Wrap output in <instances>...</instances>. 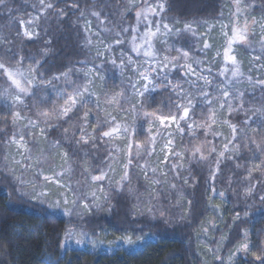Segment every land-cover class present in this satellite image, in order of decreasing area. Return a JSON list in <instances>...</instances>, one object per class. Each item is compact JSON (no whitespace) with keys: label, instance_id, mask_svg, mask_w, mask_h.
Wrapping results in <instances>:
<instances>
[{"label":"snow or ice","instance_id":"obj_1","mask_svg":"<svg viewBox=\"0 0 264 264\" xmlns=\"http://www.w3.org/2000/svg\"><path fill=\"white\" fill-rule=\"evenodd\" d=\"M59 2L36 0L25 18L12 15L18 9L9 6L11 0H0L9 27L0 31V114L5 116L0 176L10 180L14 191L30 188L32 200L62 208L70 218L112 212L114 199L126 198L132 201L133 219L158 214L166 222L190 225L200 184L193 169L207 165L204 191L211 194L204 207L214 215L198 225L195 236L207 245L198 251L211 257V264H236L249 253L253 264H264V241L256 254L251 227L235 231L242 222L252 224L249 213L236 211L234 205L229 223L221 206L211 203L226 195L216 182L227 165L229 188L236 183V172L244 171L241 187L232 189L237 204L244 201L248 207L246 201L256 196L264 202V3L226 0L213 22L184 21L181 27L168 15L175 0H93L84 9L70 3L68 8L79 11L72 26L83 32L81 47L87 56L49 74V13L58 21L69 14L56 7ZM43 36L48 38L40 57L25 55L24 43ZM109 71L119 77V85L113 79L118 90L109 88ZM141 131L147 135L144 143L136 139ZM53 132H58L56 139L50 138ZM57 156L59 165L46 170ZM77 167L80 178L74 181ZM53 187L59 190L55 197ZM162 199L169 201L167 208ZM173 208L181 211L172 215ZM225 224L227 232L209 235ZM86 235L76 226L68 228L60 246L73 237L81 244ZM117 239L135 242L130 236ZM229 244L232 250L225 255Z\"/></svg>","mask_w":264,"mask_h":264},{"label":"trees","instance_id":"obj_2","mask_svg":"<svg viewBox=\"0 0 264 264\" xmlns=\"http://www.w3.org/2000/svg\"><path fill=\"white\" fill-rule=\"evenodd\" d=\"M34 2L36 0H11L9 6L18 9L12 15L26 18L27 13L32 11L31 5ZM74 2H78L81 9L91 8L93 5V0H60L56 7L64 8L69 13L67 18L58 21L54 13H49L52 20L48 36L53 37L51 45L53 51L47 57L45 64V68L49 69V74L63 71L69 63L74 64L87 56L86 49L81 47L84 34L78 25L72 26L79 17V11L67 7L68 4ZM110 2L114 4L115 0H110ZM225 3L226 0H175L173 11L168 15L180 21V24L176 25L177 27H181L184 21L208 19L211 23ZM256 3H264V0H256ZM224 11L225 19H227L228 9L225 8ZM254 14L258 15L259 9ZM132 19L129 15L128 20L132 21ZM169 21L170 23L174 22L173 20ZM7 25V13L0 11V31L6 33L9 30ZM17 28L18 25L11 26L12 31ZM200 31L203 29L201 28ZM218 31L219 29L213 33V36H216ZM47 38V36H43L35 41H26L22 46L24 54L35 55L39 58L40 50L45 47L44 40ZM214 43L219 44L220 41L217 39ZM17 47H20L19 41H17ZM242 57L246 59L247 54L242 52ZM108 75L110 77L108 84H113V79H115V83H118V75L114 71H109ZM259 96L260 92L257 91L256 97ZM248 99L251 100L252 97L249 96ZM196 111L199 114L201 110L197 108ZM163 114L167 115V110H164ZM242 118L240 117V119ZM4 119L5 116L0 114V126H3ZM145 124L147 122H143L144 128ZM8 131L10 133L11 128ZM137 136H142V140L146 137V133L141 131ZM57 137L58 132H53L50 138L56 139ZM185 141H187V137H185ZM176 142L177 145L180 144L179 136L176 137ZM76 170L78 172L73 176L75 180L80 178L79 169ZM230 171L231 165L225 166L223 178L216 182L217 189L224 191L225 197H216L211 203L221 206L224 220L229 223L231 215L234 214L232 211L234 205H237L236 211L249 213L252 224L242 222L235 231L251 227L252 251L259 254L261 241H264V202H261L256 196L246 201L248 207H245L244 201L237 204V197L232 189L241 187L239 178L244 175V171L236 172V183L232 185V188H229L226 179ZM192 174L199 179L200 184L195 190L194 219L190 225L178 223L174 219H168L166 222L165 218H160L158 214L153 217L146 214L133 219L131 216L132 201L122 198L117 202L114 199L113 203L116 204V207L112 212L93 213L78 221V224L89 233L90 239L96 241V246L93 249L88 246H77L64 250L60 243L64 240L65 231L73 220L57 215L48 205L26 196L24 191H14L10 180L0 176V264H202L204 260H208L211 264V257H206L203 252L198 251V249L207 246L206 243L197 240L195 236V233L200 231L198 225L202 221L211 220L214 215L204 207L208 203L207 195L211 194L204 191V182L208 176L207 165L195 167ZM257 178H260L259 174H257ZM261 187L264 188V186ZM189 192L191 193V190ZM161 202L166 208L168 207L167 199H162ZM179 211L181 209H171L172 215ZM196 212H201L202 215H195ZM227 231L225 224L221 231L210 232L209 235L219 237L222 232ZM126 236H130L133 241H137V237L150 236V238L144 241L140 247L127 250L120 243L121 239H117V237ZM237 240L238 237L233 234V243ZM229 250H232L231 244L224 250L225 255ZM240 259H237L236 264H253L251 253L244 259Z\"/></svg>","mask_w":264,"mask_h":264},{"label":"rangeland","instance_id":"obj_3","mask_svg":"<svg viewBox=\"0 0 264 264\" xmlns=\"http://www.w3.org/2000/svg\"><path fill=\"white\" fill-rule=\"evenodd\" d=\"M169 23H170V21H169ZM95 24H96V22H95V20H93V26H95ZM116 51L118 52L119 49L117 48ZM174 54H175V53H173V55H174ZM117 78H118V83H116V85H119V77H117ZM108 85H109V88H113V84H108ZM113 90H118V88H113ZM146 127H147V124H145V128H146ZM138 134H139V133H138ZM177 136H179V135H177ZM141 138H142V136H137V137H136V139H137L138 141H140L141 143H144V142H146V140H147V135H146V137H145L144 139L141 140ZM54 151H58V150H54ZM49 155L51 156V152L49 153ZM153 159H155V158L153 157ZM59 163H60V157L57 156V157H55L54 160H51L50 163H49V164H46L44 167H45V169L47 170L52 164L59 165ZM77 169H79V168L77 167ZM76 172H78V171L76 170ZM77 179H79V178H77ZM73 180L75 181L74 178H73ZM133 183H135V180H133ZM23 191H24L25 194H27L26 196H28V197H31L32 195L35 194L30 188H26V189H24ZM58 191H59L58 189H56V188H54V187L52 188V194H53V197H55V195H56V193H57ZM140 191L143 192V187H141ZM38 201H39V200H38ZM44 204L48 205L47 203H44ZM50 208H51V207H50ZM51 209H52L57 215H59V216H63V217H67V218L70 219V217L63 215V209H62V208H51ZM94 213L99 214V213H106V212L99 211V212H94ZM156 215H157V214H156ZM156 215H154V216H156ZM85 216H86V215H85ZM151 216L153 217V215H151ZM73 218H75V219H73ZM76 218H77V217H71V219L73 220V222L69 225V228H71V227H73V226H76L78 231H79L80 229H83V231L87 233V235L84 237V242L81 243V244H77V243H75V240H76L77 237H73L71 240H67V241L65 242V245H64V247H63L62 249L64 250V249H66V248H68V247H77V246H79V247L88 246V247H90V248L93 249L94 247L92 246V240L90 239L89 233L86 231L85 228L81 227V226L78 224V221L80 220V218H79V217H78L79 219H76ZM151 237H153V236H151ZM149 238H150V236H145V237H143L142 239H138L137 241L135 240V242L132 243V244H128V243L125 242L124 239H121L120 243L123 244V247H124L125 249H127V250H130V249H136V248L140 247L141 244H142L144 241L148 240ZM205 247H206V246H205ZM240 258H241V259H240ZM238 259L242 260V259H244V256L241 255Z\"/></svg>","mask_w":264,"mask_h":264}]
</instances>
